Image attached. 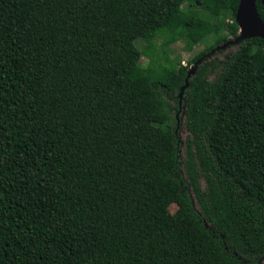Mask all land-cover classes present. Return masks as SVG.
<instances>
[{"label":"trees","instance_id":"16d2710c","mask_svg":"<svg viewBox=\"0 0 264 264\" xmlns=\"http://www.w3.org/2000/svg\"><path fill=\"white\" fill-rule=\"evenodd\" d=\"M183 1L0 0V264H260L264 40Z\"/></svg>","mask_w":264,"mask_h":264},{"label":"rangeland","instance_id":"374dc122","mask_svg":"<svg viewBox=\"0 0 264 264\" xmlns=\"http://www.w3.org/2000/svg\"><path fill=\"white\" fill-rule=\"evenodd\" d=\"M178 4H180V11L182 12V14L180 15L179 17V22L178 23H181L182 21H184L187 17V10L189 8V2H185L183 0H175V6H178ZM177 27V24L174 26V25H171V27L169 28V34L167 36V39H170L174 33V30L175 28ZM160 42V41H158ZM145 42L143 41H139L138 42V46L140 48H142L144 46ZM184 43L179 41L175 44H172L170 46H168L166 48V52L168 53V55L176 60L177 62H180L182 63L183 65H188L189 63H191L193 57L198 54L201 49L204 48V45H202L201 47H196L194 49V51L192 52H186L184 49ZM234 48H227L225 50V52L223 54H220L221 57L224 56L225 53H227L229 50L233 51ZM142 61L145 63L148 61V59L146 57H143ZM195 64H192L191 65V68H194ZM184 101V109H185V102H186V98L184 97L183 99ZM171 102L173 104H179L180 102V99H179V95L175 96ZM175 113L177 114V111H175ZM155 131H159V130H155ZM189 132L187 131L186 127H185V110L182 112V114L180 115V121H179V138L181 140V148H180V159H181V170L179 172L180 174V180L182 183L186 184L187 183V177H186V173H185V170L183 169V162H184V159H185V152H186V139H187V136H188ZM202 186L205 187V181H202ZM187 192L190 194V196L192 197V200H193V205L195 207V209L200 212V209H199V206H198V203H197V200L195 198V195L191 189V187H188L187 186ZM177 210V206L176 205H172L170 207V211L172 213H174L175 211ZM208 226L209 224L206 223ZM260 264H264V257L260 260Z\"/></svg>","mask_w":264,"mask_h":264},{"label":"water","instance_id":"95a60500","mask_svg":"<svg viewBox=\"0 0 264 264\" xmlns=\"http://www.w3.org/2000/svg\"><path fill=\"white\" fill-rule=\"evenodd\" d=\"M259 0H240L238 10L236 13V22L240 28L239 36L235 40H229L223 46L218 49H225L230 45H239L245 40L252 38H260L264 40V21L261 19L258 10H257V2ZM264 5V0H260ZM214 53V52H213ZM202 62V59L199 60L194 68L190 69L188 72L185 85L182 86L179 93V114L177 116L178 121H180V115L184 109V96L186 90L190 86V78L196 74L198 69V65Z\"/></svg>","mask_w":264,"mask_h":264},{"label":"built area","instance_id":"2783aa9c","mask_svg":"<svg viewBox=\"0 0 264 264\" xmlns=\"http://www.w3.org/2000/svg\"><path fill=\"white\" fill-rule=\"evenodd\" d=\"M229 22H231L230 20H228Z\"/></svg>","mask_w":264,"mask_h":264}]
</instances>
